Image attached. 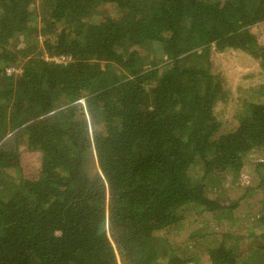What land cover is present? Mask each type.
Here are the masks:
<instances>
[{
    "label": "trees",
    "instance_id": "16d2710c",
    "mask_svg": "<svg viewBox=\"0 0 264 264\" xmlns=\"http://www.w3.org/2000/svg\"><path fill=\"white\" fill-rule=\"evenodd\" d=\"M262 23L264 0H0V264H186L171 232L234 210L250 230L204 264H264ZM212 48L256 63L232 99Z\"/></svg>",
    "mask_w": 264,
    "mask_h": 264
},
{
    "label": "rangeland",
    "instance_id": "374dc122",
    "mask_svg": "<svg viewBox=\"0 0 264 264\" xmlns=\"http://www.w3.org/2000/svg\"><path fill=\"white\" fill-rule=\"evenodd\" d=\"M110 12H114V10ZM42 25L43 22L39 20V18L36 19V28H40ZM258 28L259 32L261 33V39L264 40V23L260 24ZM24 39L28 40L29 38L25 36ZM211 50L213 69L214 71H220L224 75L226 82L232 91V94L230 95L232 99L233 96H236V92H234L233 88L238 80V76L244 71L255 72V69L257 68L256 63H252L249 58L244 57L237 59V61H235V59L234 62L231 61L228 63L223 60L221 55L218 52L214 51L213 48ZM56 61H60V59H56ZM61 61L64 60L62 59ZM12 70L14 69L9 68L7 71L10 72ZM234 102H230L229 106H227V108L229 107L227 111L234 109ZM219 108L217 110H219ZM225 116H228V113ZM254 159L256 161L259 160L258 157ZM258 180L259 176L255 175L248 167L243 168L240 172L239 183L241 184H255ZM206 193L209 196H217V198L222 199H226L227 197L234 195L232 194L234 193V191L228 189L225 190V188H222V190L219 191L218 184H215L214 186H212V184H209L207 186ZM230 217L232 220L231 223L227 219L218 223V221L212 216H206L195 223H187L178 230L171 232L172 235L168 236L169 243L173 249L175 248L174 250L179 256L192 258L186 264H204L207 259L204 248L207 246H214L220 241L224 240V232L231 229H236L239 233H241L243 230L246 232L250 230L249 225H247L248 220L245 219L244 210H234L233 212H231ZM238 217L241 218L238 219ZM198 230L200 231V233H204L206 237L193 239L192 233H196L198 232ZM225 242L231 246H234L236 239L226 238Z\"/></svg>",
    "mask_w": 264,
    "mask_h": 264
}]
</instances>
